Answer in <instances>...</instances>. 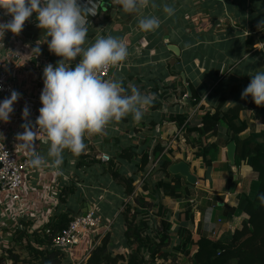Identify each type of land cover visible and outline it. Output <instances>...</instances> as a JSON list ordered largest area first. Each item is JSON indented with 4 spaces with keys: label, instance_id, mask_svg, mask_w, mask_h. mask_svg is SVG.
Instances as JSON below:
<instances>
[{
    "label": "crops",
    "instance_id": "obj_1",
    "mask_svg": "<svg viewBox=\"0 0 264 264\" xmlns=\"http://www.w3.org/2000/svg\"><path fill=\"white\" fill-rule=\"evenodd\" d=\"M86 2L87 0H78L80 4ZM259 2L262 5V20H264V0H149L147 8L134 13L124 12L114 0H96L95 11L97 14L88 17V33L83 47L91 46L98 37L122 38L127 43L128 56L125 61L117 65L109 79L122 81V87L126 94H130L132 86H136L142 94H154L153 103L145 110L144 116L139 122L134 121L130 114L120 121L110 122L101 134H86L84 137L86 148L80 155H74L65 149L63 163L58 171L53 170L50 165L40 168L30 166L26 171V180L21 191L22 204L25 209L17 206V202L13 201L11 194L0 190V215L3 218V220L0 219V227L3 229L10 227L7 234H10L11 237L10 231L19 221L30 223L32 230L38 231L53 219L59 221L66 216L71 219L86 213L91 208H96L103 220V227L96 232L85 234L81 243L75 248L64 249L63 252L67 254L64 264H76L82 261L88 263L92 252L108 235H110V242L107 250L112 254L126 257L128 252L127 225L123 214L126 207L133 204L134 200L131 197H126L123 194V188L114 182L111 173L107 172L104 167L106 163L102 161L101 155L109 154L117 168L125 176L130 177L138 170V159L148 149L152 153L158 144H162L166 148L165 153L169 150L176 152L171 173L182 176L186 182L193 185L192 189L196 195L195 202H197L194 207V224L186 221L182 201L165 197L159 198L153 194L152 189L157 181L154 175L146 178L149 182L151 181L150 184L147 180L141 184L144 181L143 177L148 172L143 176L139 174L136 186L141 184V186L138 185L140 196H145L146 199L148 196L152 204L163 205L169 210L171 221L174 224L173 234H176L179 228L187 227L191 228L195 239H197L196 234H201V232L219 236L227 230L234 232L241 229L245 221L248 220L246 214L235 217L232 223H228L223 222L217 216L215 218L214 213L211 214V211L205 208L204 228L201 232L197 231L198 224L203 217L198 207L202 206V201L205 199L211 201L215 199L220 207L228 205L238 208L240 196L249 190L252 182L257 179V174L247 165L236 164L235 145L222 147L212 168L206 174V170L202 168V161L194 159L195 150L187 148L184 145V140L182 143H178L183 129H180L169 118L172 115L183 113L184 106L190 105L191 93L188 83L194 86L196 93L202 99L200 105L192 110L195 123L200 122L203 114L200 107L208 108L217 104L218 100L222 98L214 97L213 92L209 93L211 90L206 91L203 88L204 82L199 83L189 78L186 55L190 52V48H201L205 43L206 35L214 38L213 44H224L223 41L227 38L221 36H225V32L230 29L238 31L231 37V41H241L245 48L250 35L260 38L264 34V25L259 28L260 21L251 16L253 8ZM153 4L155 7L152 6ZM165 4L175 9L174 15L168 16L163 12ZM244 5L246 6L244 11L246 18L239 20L236 12ZM248 7H250V11H248ZM0 9L3 14H6L5 9ZM218 10L221 13L216 15L215 12ZM212 14L216 15L213 19H211ZM146 15H155L160 19V27L154 32L146 33L138 27V20ZM3 21L4 17L0 15V23ZM211 28L218 35L211 32ZM192 35L193 40H196L195 44L190 43ZM50 39L44 30L37 27L35 13L25 22L23 30L19 34L0 38V61L3 60V68L8 67L10 63L16 64L9 58V50L13 44L22 57L28 58L32 54L24 46V43L41 41L42 56H36L33 59V66L40 70V75L20 72L15 77L18 89L29 100H17L13 105L14 111L10 114L9 122L0 121V138L11 143L19 152L20 160L30 161L32 158L30 151L22 147V142H19L16 137L18 133L24 131L21 127L22 124L30 123L34 130L39 109L42 107L40 94L44 86L43 70L49 63L55 67L57 62L62 59L49 51L47 40ZM174 48H177V51ZM263 52L264 43H261L256 45L251 53H247L249 56H253ZM79 59L80 57H77L76 61H71V66L74 67ZM258 60L261 61V66L256 67V72L264 68V55ZM192 63L198 67L200 75H207L206 68L198 57H195ZM37 77L38 79L34 80ZM179 80L187 84V93L185 96L183 95L182 100L177 99L172 94L173 89L168 88ZM176 93H180V91H176ZM170 94L173 97H170ZM25 106L28 107L30 113L27 120L22 116ZM231 106L233 105L228 100L226 109H231H228ZM245 117L244 113L242 118ZM254 122L258 127L259 122ZM216 141H218V135L211 139L212 143H216ZM35 146L39 155L50 159L47 157L50 146L47 139L36 137ZM94 151L98 153V159L101 162L84 163L90 158H97V155L96 157L90 156ZM202 194H205L206 197ZM7 207H11V210L6 211ZM152 209L155 210L154 207ZM152 212L151 215L158 223V211ZM18 219L19 221H17ZM216 222L221 228L214 230ZM149 223L153 225L154 222L149 220ZM115 233H119L121 243L115 241Z\"/></svg>",
    "mask_w": 264,
    "mask_h": 264
},
{
    "label": "trees",
    "instance_id": "obj_2",
    "mask_svg": "<svg viewBox=\"0 0 264 264\" xmlns=\"http://www.w3.org/2000/svg\"><path fill=\"white\" fill-rule=\"evenodd\" d=\"M261 43H264V34L260 38L250 35L247 39V52L251 53ZM168 88L173 89L172 94L180 100L187 93V84L181 80ZM188 88L191 93L190 105L184 106L183 113L169 118L183 129L178 143L184 140L187 148L195 150L194 159L202 161L206 174L212 168L220 149L235 145L236 164L247 165L257 174L249 190L240 196L238 208L228 205L220 207L215 199L203 200L202 206L198 207L203 217L197 231L201 232L204 228L205 208L223 222L232 223L235 217L243 214L248 216V220L241 229L234 232L227 230L220 236L214 234V239L209 237L211 234L201 232L200 239L196 240L191 228L181 227L173 234L174 224L169 210L163 205L148 203L145 196H138L123 214L127 225V256L115 255L107 250L110 242L108 235L92 252L87 264H264V202L260 199L264 196V106L258 107L250 99L246 104H237L227 110L228 99L222 97L217 104L208 108L200 107L203 114L200 122L195 123L192 110L200 105L202 99L192 84L188 83ZM172 94L170 97H173ZM244 113L246 117L242 118ZM254 121L263 126L261 131ZM215 135H218V141L212 143L211 139ZM165 149L162 144H158L152 153L148 149L138 159L137 172L130 177L117 168L114 160L104 164V167L111 173L114 182L123 188V194L131 197L134 196L139 174L145 175L152 166L157 180L152 189L153 194L159 198L182 201L186 221L194 224V207L197 202L193 185L182 176L171 173L176 152L169 150L165 153ZM97 154L94 151L90 156L96 157ZM93 159L85 160L84 163L101 162L98 155ZM153 207L158 210V223L150 212ZM71 220L68 216L59 221L53 219L38 231H33L30 223L19 221L10 231L11 239L3 249L4 255L13 264H64L67 260L66 252L55 248L52 242ZM149 220L154 222L153 225H150ZM219 227L215 224L214 230Z\"/></svg>",
    "mask_w": 264,
    "mask_h": 264
},
{
    "label": "clouds",
    "instance_id": "obj_3",
    "mask_svg": "<svg viewBox=\"0 0 264 264\" xmlns=\"http://www.w3.org/2000/svg\"><path fill=\"white\" fill-rule=\"evenodd\" d=\"M124 12H139L149 6V0H114ZM155 7V5H152ZM96 0H87L85 4L78 0H0V8L12 19L0 23V37L5 32L19 34L35 13L37 27L44 30L49 51L61 57L56 66L49 63L43 70V89L40 94L42 107L36 119V129L46 134L49 149L47 157L36 152V130L30 123L22 124V133L17 140L31 153L29 164L40 168L49 166L58 171L63 163V152L69 150L80 155L86 148L85 135L101 134L112 121H120L132 115L139 122L145 110L152 105L154 94L145 95L136 86L130 94L125 93L122 81L104 79L99 75L101 69L115 67L128 56L127 43L122 38L112 36L98 37L91 46L84 48L88 28V17L95 16ZM163 12L168 16L175 9L165 4ZM160 19L155 15H146L138 20L143 32H154L160 27ZM264 25L261 20L258 27ZM38 53L39 47L35 48ZM79 61L74 67L71 61ZM20 93L12 90L10 98L0 102V121L9 122L13 105ZM251 96L259 107L264 106V68L251 76L249 85L241 94L242 99ZM27 106L22 116H29ZM264 202V196L260 197Z\"/></svg>",
    "mask_w": 264,
    "mask_h": 264
},
{
    "label": "rangeland",
    "instance_id": "obj_4",
    "mask_svg": "<svg viewBox=\"0 0 264 264\" xmlns=\"http://www.w3.org/2000/svg\"><path fill=\"white\" fill-rule=\"evenodd\" d=\"M245 9L246 6L244 5L242 9L236 12L237 18L239 20L246 18L244 15ZM220 10L215 12V14L216 15L220 14L221 13ZM248 11H250V7H248ZM215 16L214 14H212L211 19H213ZM251 16L253 19L257 21L262 20L261 2L257 3L256 7L253 8ZM211 32L218 35L217 32H214L213 29ZM225 33L226 35L225 36L222 35L221 37H226L227 39L223 41L224 44L222 45L213 44L214 38H211L210 35H206L205 43L202 45L201 48L199 49L195 47L190 48L189 49L190 52L187 53L186 55V68L189 74V78L191 80L194 79L199 83L204 82L205 84L203 88L206 89V91L211 90L209 93L213 92L214 97H217L218 99L220 97H226L228 100H230V103L233 106L228 107L229 109L234 107L238 103L245 104L247 101L252 99L251 96L247 97L246 99H242L241 94L243 90L249 85L251 81V76L256 73V67L261 66V61L258 60V58L264 55V52L260 54H255L253 56H249V54L246 52V48L244 47L241 41H237V42L231 41V37L237 34L238 31L234 29H230ZM195 41L196 40L195 39L193 40V35H192L190 39V43L195 44ZM195 57H198L199 60H201V62L203 63L204 67L206 68L207 71L206 76L200 75L199 73L200 70L198 69V67H195V65L192 63V60ZM206 95L208 96V94ZM262 127L263 126L259 123L258 128L261 130ZM154 170L155 168L151 166L148 173L143 178H145V180H147L146 179L147 177L150 178L154 174ZM150 182L148 181V184H150ZM141 184L138 185L141 186ZM138 185L136 186L134 196H131V198L134 201L138 196H140L138 193ZM146 201L148 203L151 201L149 200L148 196ZM155 210L156 212L158 211L156 208ZM155 210L150 208V212L153 211L155 213ZM117 226H119V224H117ZM9 228L3 229L0 227V264H13L10 260H8L7 256L4 255L3 252V249L8 246L10 234H7V232H9ZM209 237L211 239H214L213 237L215 236L211 234V236ZM115 238H116L115 241L117 243H121L122 240H120L119 233L118 234L115 233ZM196 238H197L196 240H199L200 234H196Z\"/></svg>",
    "mask_w": 264,
    "mask_h": 264
},
{
    "label": "built area",
    "instance_id": "obj_5",
    "mask_svg": "<svg viewBox=\"0 0 264 264\" xmlns=\"http://www.w3.org/2000/svg\"><path fill=\"white\" fill-rule=\"evenodd\" d=\"M0 15L4 17L3 22L10 21L12 19L11 15L3 14L0 9ZM12 32H5L4 37H13ZM0 37V38H4ZM24 46L28 48L32 56L28 58L22 57L13 47L9 50V58H11L16 64H9L8 67H2V61H0V101L6 98H10L12 90L20 93V98L18 100H29L26 98L24 93H22L17 86L15 77L20 72H28L30 74L40 75V70L35 69L33 66V59L36 56H42L41 54V41H30L25 42ZM39 47V53L34 50ZM115 67H109L108 69H101L99 75L104 79H109L116 69ZM35 78L34 80H37ZM34 130H36L37 138H46V134L36 129V124L34 125ZM170 147V146H169ZM168 147V149H169ZM101 159L103 162L108 163L111 161L109 154H102ZM31 165L29 160H20L19 152L11 145L10 142H5L0 138V190L5 193L11 194L13 201L17 202V206L21 209H25L22 204L21 191L26 180V171ZM145 182V178L143 179ZM11 207H7L6 211H10ZM0 219L3 220L2 215ZM19 221V219L17 220ZM18 223V222H17ZM103 227V220L98 214L96 208H91L86 213L80 214L72 218L69 225L59 232L53 239V246L58 249H68L71 250L78 246L85 234L93 233ZM49 232V230H48ZM11 238V237H10ZM9 243V242H8ZM96 246V245H95ZM97 248V247H96ZM95 248V249H96ZM76 264H87L85 261L78 262Z\"/></svg>",
    "mask_w": 264,
    "mask_h": 264
},
{
    "label": "water",
    "instance_id": "obj_6",
    "mask_svg": "<svg viewBox=\"0 0 264 264\" xmlns=\"http://www.w3.org/2000/svg\"><path fill=\"white\" fill-rule=\"evenodd\" d=\"M175 49V51H177V48H174ZM186 175V174H185ZM188 176V175H187ZM87 212V211H86Z\"/></svg>",
    "mask_w": 264,
    "mask_h": 264
}]
</instances>
